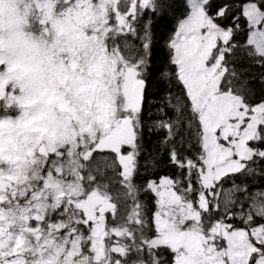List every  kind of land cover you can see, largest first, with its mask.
Returning a JSON list of instances; mask_svg holds the SVG:
<instances>
[{
    "label": "snow or ice",
    "instance_id": "6c2138e0",
    "mask_svg": "<svg viewBox=\"0 0 264 264\" xmlns=\"http://www.w3.org/2000/svg\"><path fill=\"white\" fill-rule=\"evenodd\" d=\"M0 264H264V0H0Z\"/></svg>",
    "mask_w": 264,
    "mask_h": 264
}]
</instances>
